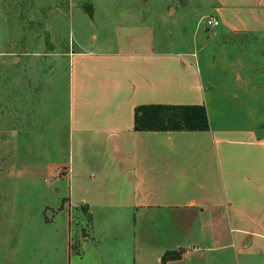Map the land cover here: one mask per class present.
I'll return each instance as SVG.
<instances>
[{
  "label": "crops",
  "instance_id": "1",
  "mask_svg": "<svg viewBox=\"0 0 264 264\" xmlns=\"http://www.w3.org/2000/svg\"><path fill=\"white\" fill-rule=\"evenodd\" d=\"M197 1L220 35H264V0ZM112 32L108 50L65 53L66 264H86L89 235L114 223L112 208L131 213L133 264L166 253V264H264V126H212L207 115L208 131L136 132V107L206 109V88L195 50L157 47L148 23Z\"/></svg>",
  "mask_w": 264,
  "mask_h": 264
},
{
  "label": "rangeland",
  "instance_id": "2",
  "mask_svg": "<svg viewBox=\"0 0 264 264\" xmlns=\"http://www.w3.org/2000/svg\"><path fill=\"white\" fill-rule=\"evenodd\" d=\"M205 11L197 0H0V264H66L69 49L108 50L113 26L148 23L157 47L195 50L212 126H264V35H220ZM106 210L114 223L89 235L86 264L99 253L133 264L131 213ZM71 251L81 254L76 242Z\"/></svg>",
  "mask_w": 264,
  "mask_h": 264
},
{
  "label": "trees",
  "instance_id": "3",
  "mask_svg": "<svg viewBox=\"0 0 264 264\" xmlns=\"http://www.w3.org/2000/svg\"><path fill=\"white\" fill-rule=\"evenodd\" d=\"M136 132H202L209 130L204 106H138L134 110ZM173 253H166L161 264L173 260Z\"/></svg>",
  "mask_w": 264,
  "mask_h": 264
},
{
  "label": "built area",
  "instance_id": "4",
  "mask_svg": "<svg viewBox=\"0 0 264 264\" xmlns=\"http://www.w3.org/2000/svg\"><path fill=\"white\" fill-rule=\"evenodd\" d=\"M203 23L208 30L216 28L219 25L218 21L213 18H205L203 20Z\"/></svg>",
  "mask_w": 264,
  "mask_h": 264
},
{
  "label": "water",
  "instance_id": "5",
  "mask_svg": "<svg viewBox=\"0 0 264 264\" xmlns=\"http://www.w3.org/2000/svg\"><path fill=\"white\" fill-rule=\"evenodd\" d=\"M84 11L90 18H92V8H91V6H88V5L85 6L84 7Z\"/></svg>",
  "mask_w": 264,
  "mask_h": 264
}]
</instances>
